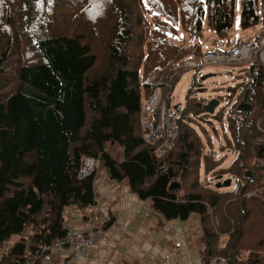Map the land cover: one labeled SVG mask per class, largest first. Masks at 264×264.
Returning a JSON list of instances; mask_svg holds the SVG:
<instances>
[{
    "label": "trees",
    "instance_id": "1",
    "mask_svg": "<svg viewBox=\"0 0 264 264\" xmlns=\"http://www.w3.org/2000/svg\"><path fill=\"white\" fill-rule=\"evenodd\" d=\"M17 1L24 18L19 32L11 23ZM65 1L73 0H0L12 29L0 46V249L12 235L35 230L32 242L22 237L0 264H39L42 246L66 233L64 210L95 204L96 173L82 179L78 173L84 158L100 159L109 144L121 148L117 168L153 213L165 221L199 216L201 264H264V64L251 60L237 87L228 88L230 97L238 93L219 147L238 153L229 167L220 168L223 158L203 150L193 126L204 113L193 97L194 78L178 111L172 149L157 156V144L145 142L140 130L143 102L158 91L170 108L183 75L172 67L183 52L165 40L166 33L181 27L199 41L206 21L219 40L229 38L237 0H79V15L92 24L103 18L98 4L110 10L96 38L100 67L86 34L59 29L58 8ZM259 24L264 0H240L238 26ZM262 39L264 31L251 41L253 54ZM195 47L199 56L201 44ZM244 104L250 110L239 111ZM223 112L212 117L221 122ZM200 168L205 175L234 178L232 191L206 188ZM172 183L179 187L170 190Z\"/></svg>",
    "mask_w": 264,
    "mask_h": 264
},
{
    "label": "crops",
    "instance_id": "2",
    "mask_svg": "<svg viewBox=\"0 0 264 264\" xmlns=\"http://www.w3.org/2000/svg\"><path fill=\"white\" fill-rule=\"evenodd\" d=\"M121 160V148L109 144L100 157L94 181L96 202L86 209L89 218L79 208H67L65 227L99 232L88 256L73 264H201L204 251L198 215L165 221L151 212L150 201H140L128 175L117 168ZM110 219V225L101 228ZM64 259L54 253L50 264H63Z\"/></svg>",
    "mask_w": 264,
    "mask_h": 264
},
{
    "label": "rangeland",
    "instance_id": "3",
    "mask_svg": "<svg viewBox=\"0 0 264 264\" xmlns=\"http://www.w3.org/2000/svg\"><path fill=\"white\" fill-rule=\"evenodd\" d=\"M18 4H20V1L12 3V9L14 15L12 17L11 23L14 26H16L19 32L24 18L22 16V10L18 9L17 6ZM97 10H99V15L103 18L100 19V22L94 24L88 22L86 19H84V17H82V15H79L81 13L79 0H73L72 2L69 3H66V1L63 2L62 5H60L58 8V13L62 18L61 22L59 23V29L62 30V33L69 34L70 36L78 35L79 33L86 34L87 38L89 39V42L91 43V46L99 56L98 66L100 67L103 65V58H102L103 55H101V50L97 48L98 43L96 42V38L99 34L100 25L107 22L109 18L110 10L108 11L107 5L105 3L102 6L98 4ZM239 11H240V0H237L236 8H235L234 25L232 29L229 31L228 37L233 42L238 44H242L244 42H251L253 41V39L255 40L257 38L260 32L264 31V25L259 24L249 29H241L238 26ZM76 13L77 15L75 16ZM149 20H150V15H147V22H149ZM11 33H12V29L10 28L9 31L7 24L5 23V14L2 11L0 13V46H2L3 40L5 41L6 38H8L11 35ZM165 38H166L165 40L168 43L177 46L179 51L183 52V56L180 57L179 60L173 61V65H172V67H174L175 70H182L183 75L180 81L178 82V84L176 85L174 92L172 93L171 107L175 108L176 106H178L179 108H182L186 100L185 98L186 91L191 85L193 78H194L193 81L194 83L192 86V90L195 89V93L193 97L196 100H198L199 104H204V106L206 107L210 101L212 100L218 101V106L214 109V113L212 115L207 114V112L204 111V113L200 114V116L197 118L193 117L192 115H189V117L192 120L196 118L195 120L196 122L194 123L193 126L202 139L204 145L203 150L210 152L211 155L214 156L216 160H221V158H223L222 160L224 161H222L223 163L220 166V168H226V166L230 165L232 161L235 159V155L232 154L233 151L231 152V150L229 149L226 151L225 150L220 151L219 147L221 144H223L222 135H223V127L226 124L227 111L231 107V104L236 100L238 95V93H236L233 97H230L227 91L228 88H236L237 85L240 83L241 81L239 77L240 70L246 64H237L234 66L205 65L203 61V54L206 51L213 49L216 45V42L219 41V38L216 37L215 33L210 29L206 21L203 22L202 36L199 41L192 34L190 35L189 33H187L186 30L184 31V29H182L181 27L177 30L176 34L166 33ZM224 40H227V38ZM263 40L264 39H262L259 42L258 48L256 49L258 50L260 48L257 51L258 54L264 51V45L261 44ZM92 42H96V43H92ZM198 42L201 44V48H200L201 54L199 56H196L193 54V52L195 51L196 48L195 46ZM262 56H264V53L261 54V57ZM155 72L156 71H154L153 73ZM204 75H211V76L201 81L200 78L201 76ZM221 109L224 110V112L222 113V120L220 122L212 116L217 115V113H219ZM233 113L235 114V111ZM141 119L142 118H140V130L142 129ZM142 134L144 133L142 132ZM210 147H212L211 150H209ZM98 171L99 170H97V172ZM199 174H200L199 181L202 182L204 186H207L206 188H209L210 190H217L215 188L217 182L223 180L225 181L227 179L231 180V184L229 188L226 187L225 189H220L218 191L219 193L231 192L235 185L234 178H230L228 176L214 177L211 174L205 175L203 169L201 168ZM247 178L248 177L245 176V179ZM190 185H191L190 183H187L184 186L185 188L188 189ZM72 207L78 209V207L76 206H72ZM88 208L81 210L78 209L81 211L84 218H89L87 217L89 213H86V209ZM65 216H67V220H68L69 216H68L67 208L64 210V217ZM107 222H111V219L108 220ZM107 222L103 223L101 228L106 229L107 227H104V225ZM34 234H35V230L32 227H28V229H26L22 235H12L9 238V240L3 245V248L0 249V257L3 256V254L6 253L10 247H12L19 240H21L22 237L27 240L26 241L27 244L32 242V238ZM212 264H223V263L222 260L214 259Z\"/></svg>",
    "mask_w": 264,
    "mask_h": 264
},
{
    "label": "built area",
    "instance_id": "4",
    "mask_svg": "<svg viewBox=\"0 0 264 264\" xmlns=\"http://www.w3.org/2000/svg\"><path fill=\"white\" fill-rule=\"evenodd\" d=\"M264 45V40L262 43ZM261 53H252L250 42L238 44L230 39L218 41L215 47L203 54L205 65L234 66L237 64H247L253 59H257L264 64V56ZM263 61V62H262ZM181 108L164 106L162 96L155 91L147 98L141 107V127L145 142L156 145L155 153L161 156L174 146L177 136L176 119ZM238 155V154H237ZM236 155V156H237ZM100 159L84 158L78 173V178L82 179L99 169ZM66 233L62 239L45 244L41 248L39 264H50L52 255L59 253L64 256L63 264H73L82 258H86L90 248L95 244L99 232L97 229L90 231H77L70 227H65ZM224 264V262L222 261ZM25 264H33L26 262Z\"/></svg>",
    "mask_w": 264,
    "mask_h": 264
},
{
    "label": "water",
    "instance_id": "5",
    "mask_svg": "<svg viewBox=\"0 0 264 264\" xmlns=\"http://www.w3.org/2000/svg\"><path fill=\"white\" fill-rule=\"evenodd\" d=\"M210 76H211V75H204V76H201L200 80L203 81V80H205L206 78H208V77H210ZM199 106H200V105H199ZM199 106H198V107H199ZM217 106H218V101H217V100H212V101H210V102L208 103V105H207L206 107L204 106L203 109H204V111L207 112V114L212 115V114L214 113V109H215ZM175 108H177V106H176ZM238 109H239V111H241V112H245V111L250 110V105H248V104H244L243 106L239 107ZM247 175H250V174H247ZM230 184H231V180H228V179H227V180H225V181H223V182H217L215 188H216L217 190L225 189L226 187L229 188ZM178 187H179V185H176V184L172 183V184L169 186V189H170V190H174V189H176V188H178Z\"/></svg>",
    "mask_w": 264,
    "mask_h": 264
}]
</instances>
